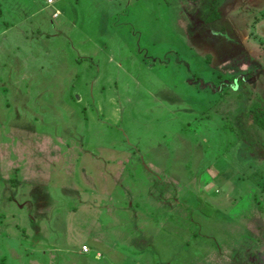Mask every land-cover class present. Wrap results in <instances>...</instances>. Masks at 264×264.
Returning <instances> with one entry per match:
<instances>
[{
    "label": "rangeland",
    "instance_id": "1",
    "mask_svg": "<svg viewBox=\"0 0 264 264\" xmlns=\"http://www.w3.org/2000/svg\"><path fill=\"white\" fill-rule=\"evenodd\" d=\"M226 1L0 0V264H264L261 17Z\"/></svg>",
    "mask_w": 264,
    "mask_h": 264
},
{
    "label": "crops",
    "instance_id": "2",
    "mask_svg": "<svg viewBox=\"0 0 264 264\" xmlns=\"http://www.w3.org/2000/svg\"><path fill=\"white\" fill-rule=\"evenodd\" d=\"M226 4L228 7L231 8V6L233 8L237 7V10L239 12V9L240 11L243 13V15H247L246 13L248 11H254L255 13H258L257 16H260L261 17V21H260V24H259V27L257 28V30L254 32V33H245L249 38H252V35L258 34V36L262 35V38H264V0H227L226 1ZM229 13L228 15L230 14V10H228ZM230 34V33H229ZM231 35V34H230ZM232 35H239L241 36V38H245V35L242 31H237L235 33H233ZM260 40V41H259ZM261 38L258 39L257 42H255L254 40V43L256 45H261ZM262 48V50H264V46H260Z\"/></svg>",
    "mask_w": 264,
    "mask_h": 264
},
{
    "label": "trees",
    "instance_id": "3",
    "mask_svg": "<svg viewBox=\"0 0 264 264\" xmlns=\"http://www.w3.org/2000/svg\"><path fill=\"white\" fill-rule=\"evenodd\" d=\"M246 116L251 126L264 132V102L258 100L252 103L247 110Z\"/></svg>",
    "mask_w": 264,
    "mask_h": 264
},
{
    "label": "built area",
    "instance_id": "4",
    "mask_svg": "<svg viewBox=\"0 0 264 264\" xmlns=\"http://www.w3.org/2000/svg\"><path fill=\"white\" fill-rule=\"evenodd\" d=\"M52 1H53V0H49V3H51ZM83 251L88 252L89 249H88L87 247H84V248H83Z\"/></svg>",
    "mask_w": 264,
    "mask_h": 264
}]
</instances>
